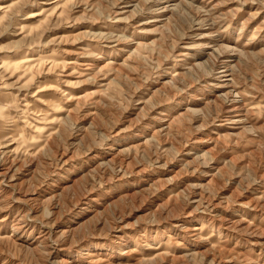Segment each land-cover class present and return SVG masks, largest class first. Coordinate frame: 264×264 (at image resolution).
<instances>
[{
	"label": "rangeland",
	"instance_id": "obj_1",
	"mask_svg": "<svg viewBox=\"0 0 264 264\" xmlns=\"http://www.w3.org/2000/svg\"><path fill=\"white\" fill-rule=\"evenodd\" d=\"M13 3L0 264H264V0Z\"/></svg>",
	"mask_w": 264,
	"mask_h": 264
},
{
	"label": "bare ground",
	"instance_id": "obj_2",
	"mask_svg": "<svg viewBox=\"0 0 264 264\" xmlns=\"http://www.w3.org/2000/svg\"><path fill=\"white\" fill-rule=\"evenodd\" d=\"M14 4H15V3L11 4L10 6H3L2 8H0V10H1V9H5V8H9V7H11L12 5L14 6ZM46 4H49V3H46ZM11 8H12V7H11ZM9 9H10V8H9ZM9 9H8V11H9ZM61 10H62V9H61ZM61 10H60V11H61ZM59 15H61V14H59ZM195 60H196V59H195ZM26 62H27V60L21 61V63H26ZM196 62H198V61H196ZM192 64L195 65V62L192 63ZM17 65L19 66V63H18ZM23 66H25V64H24ZM13 67H14L13 65H9V66L7 67V69H8V70H11ZM16 67H17V66H16ZM245 100H246V99L238 100V103H241V104H242V103H246ZM232 102H233V101H232ZM64 107H65V106L56 107V108H58V110L55 111V113H54V115H53V116H54L53 118H56V117H59V116H64V114L69 113V110H70V109L68 108L69 106H67V108H64ZM68 115H69V114H68ZM16 131H17V129H16V130L14 129V130L11 131V132H14V133H15ZM11 132H10V133H11ZM52 137H53V136H49L47 140H50ZM53 139H54V138H53ZM216 139H217L216 141H219V140H220L219 136L216 137ZM51 141H52V140H51ZM6 174H7L6 172H5V173H4V172L1 173V176L3 177V179L7 177ZM25 217H26V216H25ZM207 223H208V222H207ZM211 227H212V226H211ZM15 228H17V227H15ZM198 229H199V228H198ZM200 230H202V229L200 228ZM201 240H203V242H206V243L208 242V241H206L204 238H202ZM213 247L215 248V246H213ZM212 250H213V249L211 248V251H212ZM222 253H223V252H222ZM95 254H96V253H95L94 251H91V252H90V255H91V256H92V255H95ZM243 255H247V254H243ZM247 257H248V256H247Z\"/></svg>",
	"mask_w": 264,
	"mask_h": 264
}]
</instances>
